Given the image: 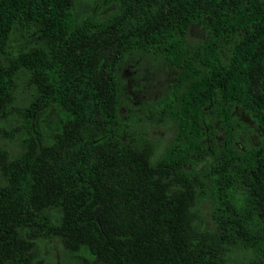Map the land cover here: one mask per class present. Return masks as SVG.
<instances>
[{"label": "trees", "instance_id": "16d2710c", "mask_svg": "<svg viewBox=\"0 0 264 264\" xmlns=\"http://www.w3.org/2000/svg\"><path fill=\"white\" fill-rule=\"evenodd\" d=\"M142 55L176 70L159 156L118 115L117 69ZM7 121L0 264H37L31 233L69 264H264V0H0Z\"/></svg>", "mask_w": 264, "mask_h": 264}, {"label": "rangeland", "instance_id": "374dc122", "mask_svg": "<svg viewBox=\"0 0 264 264\" xmlns=\"http://www.w3.org/2000/svg\"><path fill=\"white\" fill-rule=\"evenodd\" d=\"M87 12H89V6L86 4L77 8L78 14ZM191 35L198 36L196 30H193ZM117 74L119 117L125 119L134 132L140 133L154 146V156L161 155L174 133V125L164 102L169 94L170 83L176 74L175 68L160 58L142 55L133 65L129 60L122 62L117 69ZM45 119L47 126L55 125L56 120L52 113ZM15 123L7 121L1 127L0 149L7 151L9 155L15 154L20 149L21 131L15 130ZM194 213L195 225L198 228H213L214 223L210 216V204L207 199L196 202ZM28 236L33 239V251L37 256V264L70 263V259L63 254L58 239L36 233ZM243 254L234 250L230 253L229 259H242Z\"/></svg>", "mask_w": 264, "mask_h": 264}]
</instances>
